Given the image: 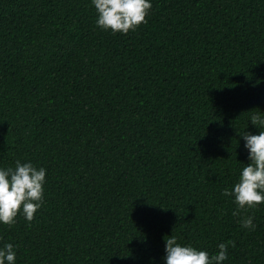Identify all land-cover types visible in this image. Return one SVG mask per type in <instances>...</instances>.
I'll list each match as a JSON object with an SVG mask.
<instances>
[{
    "label": "trees",
    "instance_id": "trees-1",
    "mask_svg": "<svg viewBox=\"0 0 264 264\" xmlns=\"http://www.w3.org/2000/svg\"><path fill=\"white\" fill-rule=\"evenodd\" d=\"M91 0H0V166L47 169L16 264H164V237L264 264V204L224 194L264 112V0H152L113 33ZM254 217L253 230L241 227Z\"/></svg>",
    "mask_w": 264,
    "mask_h": 264
},
{
    "label": "clouds",
    "instance_id": "clouds-1",
    "mask_svg": "<svg viewBox=\"0 0 264 264\" xmlns=\"http://www.w3.org/2000/svg\"><path fill=\"white\" fill-rule=\"evenodd\" d=\"M96 12L95 24L113 33L126 34L146 23L152 0H91ZM249 122L264 129V112H253ZM248 162L240 168L238 179L224 194L230 196L235 208L233 216L241 211L264 204V130L241 134ZM47 169L31 161L16 160L13 166H0V224L16 223L18 215L32 221L42 207ZM241 227L255 228L254 217L245 215ZM164 264H223L229 258L228 243L217 244V251L209 253L192 244L178 241L176 235L164 237ZM16 246L10 242L0 244V264H16Z\"/></svg>",
    "mask_w": 264,
    "mask_h": 264
}]
</instances>
